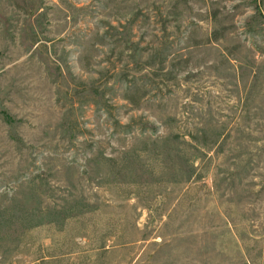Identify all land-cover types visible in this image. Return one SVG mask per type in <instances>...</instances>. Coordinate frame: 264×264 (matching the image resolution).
I'll list each match as a JSON object with an SVG mask.
<instances>
[{
	"label": "rangeland",
	"instance_id": "rangeland-1",
	"mask_svg": "<svg viewBox=\"0 0 264 264\" xmlns=\"http://www.w3.org/2000/svg\"><path fill=\"white\" fill-rule=\"evenodd\" d=\"M0 264H264V0H0Z\"/></svg>",
	"mask_w": 264,
	"mask_h": 264
}]
</instances>
